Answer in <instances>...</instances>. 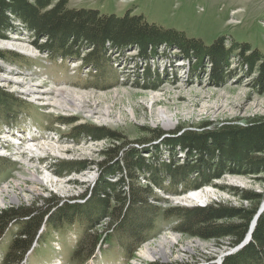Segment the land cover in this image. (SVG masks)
<instances>
[{
	"label": "rangeland",
	"instance_id": "1",
	"mask_svg": "<svg viewBox=\"0 0 264 264\" xmlns=\"http://www.w3.org/2000/svg\"><path fill=\"white\" fill-rule=\"evenodd\" d=\"M68 4L73 8H94L117 16L141 15L151 24L184 32L206 45L222 37L226 47L235 41L247 43L264 55V0H68ZM16 24L19 28L8 30L5 37H0V50L9 58L0 59V87L18 103L16 108L13 107L10 119L13 125L20 126L11 130L0 125V156L4 158L0 165V210L50 195L61 199L74 197L70 201L82 203L78 195L95 183L98 176L95 163L109 142L83 135L70 138L71 128L75 125L104 126L114 130L122 141L138 148L141 145L136 141L147 138V128L171 131L179 125L194 128L204 122L223 124L264 116V89L258 91L259 85H255L256 71L245 73L235 53L229 59L230 75L220 84L212 80L211 64L206 57L200 69L192 70L196 59L178 58V51L165 45L159 46L156 55L146 59L138 56L136 46L108 50L109 61L95 68L83 65L81 57H54L39 51L29 31H23L19 23ZM43 41L39 38L36 44ZM6 42L13 44L6 47ZM52 87L81 93L84 108L74 112L51 103L56 96L46 90ZM37 91L42 94L37 95ZM105 107H108L107 118H103ZM129 108L134 111V116L130 115ZM158 110L169 116L168 125L160 119ZM71 118L75 121L63 123L64 119ZM32 143L35 144L33 147ZM158 145L159 160L169 163L171 152L164 145ZM52 147L58 151H53ZM176 153V159L181 163L183 153L178 150ZM57 160H76L85 167L58 175L54 168ZM220 185L262 192L264 175L224 174L211 184L189 188L179 194L153 187L162 200L156 202L152 198L151 202L158 203L160 212L168 206L249 205L248 201L225 191ZM178 190H182L181 186ZM190 190H207V199L204 202L184 201ZM104 220L95 224L99 232L104 229ZM175 224V217L159 216L154 222V231L134 251L131 259L113 241L111 245H103L102 255L97 249L84 264L191 263L206 258L215 264L216 260L222 262L228 254L236 253L248 242L244 240L240 246L232 247L227 244V239L206 240L182 235L173 229ZM11 228L0 240V256L16 230L15 226ZM78 230L77 224L63 235L56 230L44 229L40 239L45 237L40 244H34L35 248L23 264H78L71 259L79 238ZM146 246L152 252L155 250L152 257L143 254Z\"/></svg>",
	"mask_w": 264,
	"mask_h": 264
},
{
	"label": "trees",
	"instance_id": "2",
	"mask_svg": "<svg viewBox=\"0 0 264 264\" xmlns=\"http://www.w3.org/2000/svg\"><path fill=\"white\" fill-rule=\"evenodd\" d=\"M16 23L23 31H29L39 51L54 57H81L83 65L95 68L109 61L108 50L136 46L138 56L146 59L156 55L159 46L165 45L175 48L178 58L196 59L192 70L200 69L206 57L211 64L212 80L220 84L230 75L229 59L235 53L245 73L256 71L254 82L259 85L258 91L264 89V55L247 43L235 41L226 47L220 37L206 45L184 32L151 24L141 15L117 16L94 8H73L69 7L68 0H0V37H5L8 30L19 28ZM39 38L44 41L36 44ZM0 59L9 58L0 50ZM17 105L16 100L0 87V125L13 126L10 117ZM74 121L73 118L64 119L63 123ZM145 132L148 136L136 141L141 145L137 148L104 126H73L70 138L83 135L109 142L95 163L98 170L95 183L78 195L82 203L70 201L74 197L61 199L50 195L1 209L0 240L9 228L15 226L16 230L0 256V264H22L34 244H40L45 237L40 239L44 229L56 230L63 235L76 224L80 233L71 259L78 264H84L97 249L103 254V245H111L113 241L130 258L154 231V222L159 216L175 217L173 229L182 235L206 240L227 239L228 245H239L264 198V191L220 185L225 191L248 201L249 205L168 206L160 212L158 203L151 202L152 198L156 202L162 200L153 187L179 194L189 188L211 184L224 174L264 175V116L223 124L204 122L194 128L179 125L171 131L147 128ZM158 144L171 152L169 163L159 160ZM176 150L183 153L181 163L176 159ZM1 158L0 165L4 160ZM84 167L76 160L54 162L58 175ZM178 186L182 190H178ZM102 218L105 226L99 232L95 224ZM209 261L207 258L204 264H213ZM144 264L189 263L153 261ZM221 264H264V209L246 245L236 253L228 254Z\"/></svg>",
	"mask_w": 264,
	"mask_h": 264
},
{
	"label": "bare ground",
	"instance_id": "3",
	"mask_svg": "<svg viewBox=\"0 0 264 264\" xmlns=\"http://www.w3.org/2000/svg\"><path fill=\"white\" fill-rule=\"evenodd\" d=\"M11 43L12 42H6L5 46L9 47V45H11ZM50 89L51 90L47 89L46 91L47 92L51 91V93H53V95L56 96V97L52 98L51 103H54L55 105H57L61 109H66V110L69 109L70 111L72 110V111L76 112V111H80V110H82L84 108V105H83L84 103H83V100H82L81 93H77V92H75L73 90L66 89V88H60V87L59 88H53L52 87ZM40 93H41L40 91L36 92L37 95H41L42 94V93L41 94ZM43 93L46 94V92H43ZM128 110H129L130 115L134 116V113H133L134 111L132 110V108H129ZM103 112H104L103 118H107L109 116L108 107H105L103 109ZM158 115H159L160 119L164 123H166L167 125L171 121L169 116L165 113V111L158 110ZM34 145L35 144L32 143L31 147H33ZM35 149H38V148H35ZM52 149H53V151H58L56 149V147H52ZM188 193H189V196H186L184 198V201H186V202H204L207 199V194H208L207 190H190ZM181 200H183V199H181ZM161 251H162L161 253L164 256L165 255L164 249L161 248ZM153 252H155V250ZM153 252L147 246H146L145 250H143V254L145 256H147V257H149L150 255L152 257V255H154Z\"/></svg>",
	"mask_w": 264,
	"mask_h": 264
},
{
	"label": "water",
	"instance_id": "4",
	"mask_svg": "<svg viewBox=\"0 0 264 264\" xmlns=\"http://www.w3.org/2000/svg\"><path fill=\"white\" fill-rule=\"evenodd\" d=\"M263 201H264V200H263ZM184 205H186V204H184ZM263 209H264V202L261 203V205L259 206L257 212L255 213L254 217L252 218V221H251V223H250L249 229H248V231H247V233H246L244 239L242 240V242H244V240H249V239H250V237H251V233H252V230H253V228H254V226H255V224H256L257 218H258V216L260 215V213L263 211ZM242 242H241V243H242ZM229 246H230V245H229ZM239 246H240V245H239Z\"/></svg>",
	"mask_w": 264,
	"mask_h": 264
},
{
	"label": "built area",
	"instance_id": "5",
	"mask_svg": "<svg viewBox=\"0 0 264 264\" xmlns=\"http://www.w3.org/2000/svg\"><path fill=\"white\" fill-rule=\"evenodd\" d=\"M200 260V259H199ZM206 261H207V258L206 259H202L200 262H198V261H192L191 263L190 262H188L189 264H204V263H206ZM212 260L210 259V261L209 262H211ZM213 261H215V260H213ZM215 263H217V264H220L221 263V259H219L218 261L216 260V262Z\"/></svg>",
	"mask_w": 264,
	"mask_h": 264
}]
</instances>
